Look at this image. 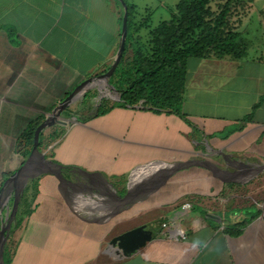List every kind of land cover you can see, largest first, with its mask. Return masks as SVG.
Masks as SVG:
<instances>
[{"label":"crops","instance_id":"crops-1","mask_svg":"<svg viewBox=\"0 0 264 264\" xmlns=\"http://www.w3.org/2000/svg\"><path fill=\"white\" fill-rule=\"evenodd\" d=\"M128 1L134 5L131 54L143 44L148 50L157 26L150 21L166 20L160 10L171 11L177 0L155 6ZM256 2L235 23L244 35ZM261 8L264 13V1ZM123 14L118 0H0V191L31 152L24 131L112 65ZM114 90L112 98L105 94L97 101L93 89L80 93L63 110L62 122L41 131L39 149L49 161L36 156L40 169L22 196L35 199L29 219L51 216L53 230L67 218L72 226H59L57 237L67 232L78 246L93 241L92 264L105 256H141L134 264H264V184L252 183L264 174V46L250 42L242 58L190 57L183 115L120 104ZM103 100L107 109L101 111ZM181 162L186 165L173 171ZM155 208L165 217L149 228V248L159 247L160 255H144L146 247L129 254L105 251L118 228L148 226ZM26 220L10 233L9 264H50L55 251L44 250L52 245L60 246V257L65 244L39 239L43 221L28 227ZM239 224L238 234L226 231ZM177 227L186 230V239L169 234Z\"/></svg>","mask_w":264,"mask_h":264},{"label":"trees","instance_id":"trees-1","mask_svg":"<svg viewBox=\"0 0 264 264\" xmlns=\"http://www.w3.org/2000/svg\"><path fill=\"white\" fill-rule=\"evenodd\" d=\"M126 1L129 31L134 5ZM251 2L222 0L213 8L211 0H177L171 17L151 29L148 50L138 46L129 54V41H126L122 59L110 80L120 93V104L183 115L189 58L246 56L250 40L235 26L234 15L238 8L243 10ZM99 109H107L104 100ZM36 127L37 123L31 124L23 133L22 138L29 142V151ZM29 206L27 196L22 197L10 233L23 222ZM241 226H230L226 231L238 234ZM9 239L4 247L5 264L10 261Z\"/></svg>","mask_w":264,"mask_h":264},{"label":"rangeland","instance_id":"rangeland-1","mask_svg":"<svg viewBox=\"0 0 264 264\" xmlns=\"http://www.w3.org/2000/svg\"><path fill=\"white\" fill-rule=\"evenodd\" d=\"M140 4H142L143 6L146 4L149 5H157L158 4V0H139ZM222 1V0H211V5L213 8L217 7V4ZM264 0H257L255 8H253L251 10V12H249L248 18L245 21L244 25L247 26V29L245 31V33L247 34L246 36H248V39H250V42L255 44L256 46H260L263 45L264 46V13H262L261 11L263 10L262 4H263ZM166 2L168 3H173V0H166ZM160 12L162 13L163 17L162 19H168L170 18L171 14L168 9L167 10H160ZM242 10L240 8H238V10L236 11L235 15H234V23L239 22L241 19H243L245 17V15L242 16ZM158 15V14H157ZM155 15V16H157ZM159 18L158 17H154L150 22L152 23V26H156L158 25V21ZM135 28V25L132 23H130V27H129V32H130V36L133 32ZM144 31H146V29L144 28ZM143 44V43H142ZM143 45H141V47H143ZM145 47V46H144ZM254 49H251V53H253ZM101 74V73H100ZM111 84V83H110ZM112 85V84H111ZM94 94L92 95L91 99L93 101H97L99 99V96L101 95H105L107 94L110 98H112L113 95L117 94V92L114 90L113 86H110L109 83L106 84H101L99 87H94L93 91ZM96 93V94H95ZM94 96V97H93ZM96 96V97H95ZM97 103V102H95ZM41 148H44V142H43V136L41 137ZM36 176V175H35ZM34 176V177H35ZM33 178V176L29 177L28 181H31V179ZM264 178V174H260V176H258L257 179L253 180V185L256 186H260L261 184H264L263 179ZM263 181V182H261ZM37 184H34V192L36 191L37 188ZM32 190V191H33ZM14 189L11 188V190L8 192L7 196L10 195L9 200L8 201H4L2 200L3 198H1V205H0V230L2 228V226H5L9 220L10 217V212L12 209V204H13V194H14ZM31 191V194H32ZM178 193L181 191V189L177 190ZM3 193H5L3 191ZM0 194L2 195V189L0 191ZM183 197L185 195H182ZM182 197V198H183ZM29 200V199H28ZM185 199H181V201H179V206H181L182 201H184ZM35 199L29 200L30 206L28 208V211L26 212L24 218H23V223L27 217V220L25 222V225L30 227L31 225L34 226L36 225L37 221L42 220L43 224L41 223V225L38 226L39 228V239H43L46 242L49 243H56V242H60L62 244V242L65 244V247H63L61 249V256L59 257L58 255H56V253L59 251L60 246L57 245H52L49 248H46V250H44V252L47 254V252L49 250H51V252L55 251V254H53V258L51 260V263L53 264H92L94 262V252L95 249H92L93 246L95 245V243L93 241H90L91 243H88L86 245H75L74 242L75 240L71 237L70 234H68L67 232H64L60 237H57L58 233V229H60L62 224H66L65 226L70 227L71 224L67 221V218H63L62 221H60V224L56 225V227L51 230V226H52V219L53 217L51 216H33L32 220L31 217L29 219V216L33 213L35 206L33 207L32 204L34 203ZM175 205H172V210H174L173 212H176L177 214H179V212H182V209L180 208V210H177V207H174ZM178 206V207H179ZM33 208V209H32ZM174 213V214H176ZM174 214H168L167 216L170 217V219H172L174 217ZM149 220L147 221L149 223V227L146 224L140 225L142 226L144 229H149L150 227H157V223L159 222V219L165 217V211L162 208H155L152 209L150 211V213L148 214ZM29 219V220H28ZM37 220V221H36ZM65 220V221H64ZM67 221V222H66ZM136 221L134 218L130 219L129 224H126V227H130L131 225H133V222ZM15 222V220H14ZM13 222V224H14ZM54 222V220H53ZM22 224V223H21ZM72 226V225H71ZM120 227V226H119ZM58 228V229H57ZM35 229V228H34ZM125 227L123 228H118L117 229V233H121L124 232ZM162 232V231H161ZM160 231H158L159 235L161 234ZM154 233L157 234V232L154 231ZM1 238V236H0ZM11 240V238H10ZM9 240V241H10ZM8 241V243H9ZM151 240H149L146 245H144L143 247H146L147 253L144 254L146 256H150V255H160L159 253H162V250L156 247H150L151 246ZM11 244V242L9 243ZM60 244V245H61ZM9 247V245H8ZM148 247V248H147ZM142 248V247H141ZM172 257L174 255H171ZM134 258H131L130 260H115V259H110L109 257H103L102 259H100L99 262H101L100 264H134L135 262H137L141 256H133ZM46 262H48V257L45 258ZM97 260V258L95 259ZM50 263V264H51Z\"/></svg>","mask_w":264,"mask_h":264},{"label":"water","instance_id":"water-1","mask_svg":"<svg viewBox=\"0 0 264 264\" xmlns=\"http://www.w3.org/2000/svg\"><path fill=\"white\" fill-rule=\"evenodd\" d=\"M120 3L123 5L124 8V14H123V20H122V30H121V38L119 42V48L117 51V55L115 57L114 62L109 67V69L99 75L90 77L84 81H82L67 97H65L62 101H60L53 109L52 111L46 116V118L36 127L34 132V143L32 150L27 157V159L24 161V163L21 165V167L16 170L11 177L6 181V183L2 187V195L0 194V205L1 198L4 201L9 200V196L6 195L7 190L9 188H13L14 194H13V204L12 209L10 212V217L5 226H2L0 230V264H5L4 261V247L5 243L10 236V230L13 225V222L16 218V213L18 210L19 202L24 195L25 190L30 187L31 181L33 180L34 176L38 173H29L28 168L29 166L35 162L36 156L39 154L42 156L44 161H49L45 154L40 151L39 149V142H40V133L41 131L49 127L57 122H62L64 120V117L62 115L63 110L68 107L77 97L80 95V93H84L90 89H93L94 87H99L101 84L109 83L110 86V78L114 74L118 64L120 63L128 36V16H129V7L126 0H119ZM186 165V163L181 162L174 166L173 171L176 169ZM263 167H257L255 170H260ZM33 176L31 181H28L29 177ZM3 191L5 193H3ZM153 237V233L149 229H144L142 226H136L129 230H126L116 236H114L108 243L105 251H110L114 247L118 251H122L124 254L132 253L151 240Z\"/></svg>","mask_w":264,"mask_h":264},{"label":"built area","instance_id":"built-area-1","mask_svg":"<svg viewBox=\"0 0 264 264\" xmlns=\"http://www.w3.org/2000/svg\"><path fill=\"white\" fill-rule=\"evenodd\" d=\"M191 204L189 202H186L184 204V207H189ZM168 226V223L167 222H164L163 223V227H167ZM169 234L172 235V236H176L177 238H180V239H186L187 238V232L186 230L180 228V227H177L175 229H172V228H169ZM146 264H184V263H175V262H164V261H152V262H148Z\"/></svg>","mask_w":264,"mask_h":264},{"label":"bare ground","instance_id":"bare-ground-1","mask_svg":"<svg viewBox=\"0 0 264 264\" xmlns=\"http://www.w3.org/2000/svg\"><path fill=\"white\" fill-rule=\"evenodd\" d=\"M38 160H39L40 162H43V158H42V156L39 155V154H38ZM38 160H37V161H38ZM31 165H35V167H34L35 170H34L32 173H35V172H37V171L40 169V168H37L38 166L36 165V162H35V163L33 162ZM31 165H30V166H31ZM30 166H29V167H30ZM28 172H29V171H28ZM29 173H31V172H29ZM10 190H11V188H9V189L7 190L6 195L8 194V192H9Z\"/></svg>","mask_w":264,"mask_h":264}]
</instances>
